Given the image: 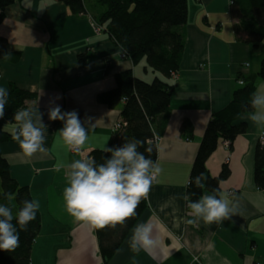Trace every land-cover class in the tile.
Listing matches in <instances>:
<instances>
[{
  "label": "crops",
  "instance_id": "crops-1",
  "mask_svg": "<svg viewBox=\"0 0 264 264\" xmlns=\"http://www.w3.org/2000/svg\"><path fill=\"white\" fill-rule=\"evenodd\" d=\"M85 10L74 15L56 0H24L7 7L0 22V87L8 90L13 83L34 93L25 107L35 115L43 113L46 126V153L25 156L15 140L0 145L10 176L40 205L41 228L31 264H103L94 226L66 210V171L80 157L57 134L63 121L49 120L48 112L52 107L77 112L88 129L81 149H104L114 136L123 102L110 106L107 97L99 95L114 89L118 73L132 70L137 76L131 60L121 58L109 36L96 30L99 12ZM236 22L230 16V0H187L185 46L179 70L167 80L174 89L156 145L162 171L146 198L147 208L108 264H264V190L254 182L260 130L247 113L240 117L247 131L235 138L231 149L220 139L206 162L213 177L228 166L219 197L223 193L235 203L236 214L222 222L189 224L192 217L182 198L208 120L228 105L240 85L237 77L256 74L264 58V39L258 48L243 43L239 38L246 35H235ZM2 51L20 56L12 61ZM262 83L257 79L256 87ZM15 126L6 128L14 131ZM126 140L122 137L117 147ZM139 224L150 227L152 243L136 252L129 242Z\"/></svg>",
  "mask_w": 264,
  "mask_h": 264
},
{
  "label": "trees",
  "instance_id": "trees-1",
  "mask_svg": "<svg viewBox=\"0 0 264 264\" xmlns=\"http://www.w3.org/2000/svg\"><path fill=\"white\" fill-rule=\"evenodd\" d=\"M21 1L24 0H0V22L4 18L5 9ZM56 1L63 3L74 15L86 13L83 0ZM96 3L101 11L94 21L101 27V31L109 36L134 66L144 60V72L150 69L158 74L151 82H146L135 77L132 70L120 72L115 76L114 89L99 95V99L107 97L110 106L123 102L119 120L125 122L126 126L114 132L107 147H117L122 137L137 139L143 142L138 151L156 162V144L148 140L160 134L170 111L174 85L167 80L175 76L181 64L185 46L182 27L187 20V0H97ZM230 16L237 21L233 26L235 35L244 33L245 38L239 39L258 48L264 39V0H230ZM2 53L10 54L7 58L12 61L20 56L16 51ZM237 78L243 84L233 90L228 105L212 114L206 124L186 186V194H194L191 195L192 200L199 199L205 192H215L219 198V184L228 178L229 168L224 164L219 175L213 177L207 170L206 162L216 150L220 139L229 141L231 149L235 138L247 131V125L240 117L251 111V93L256 89V80L264 81V58L256 74L239 75ZM8 93L5 115L0 119V145L14 141V131H9L6 126L15 124L14 112L26 108L25 102L35 98L34 93L13 83L9 84ZM88 157H94L96 163L101 164L110 158V153L94 149L88 153ZM198 175L203 176L202 187L194 183ZM254 182L259 190H264V147L259 143L255 151ZM8 194L13 197L11 202L7 200ZM24 200H32L30 191L25 186H19L10 176L9 165L0 152V204L11 207L15 216ZM146 208V199H142L136 214L125 222L109 224L103 229L94 226L103 264L109 263ZM40 228V213L37 211L35 220L28 224L27 230L19 232V246L11 251L0 250V264H31V252Z\"/></svg>",
  "mask_w": 264,
  "mask_h": 264
},
{
  "label": "clouds",
  "instance_id": "clouds-1",
  "mask_svg": "<svg viewBox=\"0 0 264 264\" xmlns=\"http://www.w3.org/2000/svg\"><path fill=\"white\" fill-rule=\"evenodd\" d=\"M10 54L5 55L9 57ZM8 90L0 87V119L5 115L8 103ZM250 108L246 118L252 121L264 133V83L258 85L251 93ZM30 109H17L13 114L15 140L25 156L46 153L44 147L43 113L35 115ZM51 121H63L58 135L69 145L70 149L79 153L81 146L88 138V129L81 123L77 112L62 113L59 107L49 109ZM143 142L137 139L126 140L119 147H104L110 158L97 164L94 157H86L73 161L66 171L67 186L63 197L67 212L78 221H85L103 229L109 224L123 223L136 214L142 199H146L153 182L162 169L158 163L138 151ZM202 175L194 178L196 186L202 187ZM191 195L183 194L189 209L187 215L192 219L189 224L203 220L205 223L222 222L230 219L237 212V206L225 194H204L197 200ZM11 194L7 200L11 202ZM40 205L37 200H24L21 207L13 214L7 204H0V250L11 251L19 246V232L27 230L28 224L35 220ZM15 221V223H14ZM18 226V227H17ZM150 227L146 224L136 225L129 242L130 248L138 252L141 247L149 245Z\"/></svg>",
  "mask_w": 264,
  "mask_h": 264
},
{
  "label": "built area",
  "instance_id": "built-area-1",
  "mask_svg": "<svg viewBox=\"0 0 264 264\" xmlns=\"http://www.w3.org/2000/svg\"><path fill=\"white\" fill-rule=\"evenodd\" d=\"M96 30L101 31V27L97 26V29H96ZM120 55H121V58L127 59L125 53L121 52ZM246 66H247V64H246ZM238 83H239L240 85H242V84H243V81L239 80ZM125 126H126V123H125V122H123V121H121V120H118V121L113 125V132H116V131L122 129V128L125 127ZM257 140H258L259 145H260L261 147H264V133H262V132L260 131L259 134H258ZM158 141H159V137H158L156 134L153 135V137L150 138V139L148 140L149 143H154V144H156V145H157ZM225 145L228 147V146L230 145L229 141H225ZM69 150H70V152H72V153H76V154H78L79 157H80V159L88 157V153H86V152H85L84 150H82V149L80 150L79 153L72 151V150L70 149V147H69ZM230 193H231V192H230Z\"/></svg>",
  "mask_w": 264,
  "mask_h": 264
},
{
  "label": "rangeland",
  "instance_id": "rangeland-1",
  "mask_svg": "<svg viewBox=\"0 0 264 264\" xmlns=\"http://www.w3.org/2000/svg\"><path fill=\"white\" fill-rule=\"evenodd\" d=\"M85 8L90 13H96L101 11V7L96 3V0H83ZM146 65L145 61H141L138 65H136V76L139 78H143L142 80L146 82H151L153 77L155 75H158L157 73H153L150 69H148L147 73L143 72V67Z\"/></svg>",
  "mask_w": 264,
  "mask_h": 264
}]
</instances>
